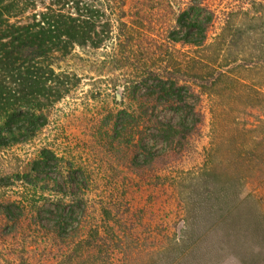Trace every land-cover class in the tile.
<instances>
[{
  "label": "trees",
  "instance_id": "obj_1",
  "mask_svg": "<svg viewBox=\"0 0 264 264\" xmlns=\"http://www.w3.org/2000/svg\"><path fill=\"white\" fill-rule=\"evenodd\" d=\"M111 1L0 0V146L37 134L49 123L46 112L77 89L80 77L59 69L58 60L78 47L101 49L115 41L108 7ZM248 15L238 16L239 23L237 18H229L221 33L209 41L215 13L206 0H190L163 29L157 49L144 51L124 30L117 36V55L126 59L137 81L148 87V96L170 105L179 116L165 122L156 115L151 136L189 142L203 122L201 96L216 102L210 110L211 142L205 149L203 167L189 178L183 194V231L174 242L145 255L147 264H217L223 257L264 263V211L257 197L245 195L250 182L264 181V89H244L239 77L216 65L222 53L233 51L239 40L254 35L252 23L244 27ZM251 42L256 51L252 49V55L262 58L264 41L253 38ZM178 44L188 48L183 60L169 51ZM235 79L238 86L230 92ZM243 104L252 109L261 106L256 125L242 123ZM140 150L143 153H134L132 158L136 168H153L166 156L145 145ZM54 166H60L58 156L45 148L33 171L41 173ZM68 182L81 184L74 175ZM12 184L11 177L0 176V187ZM73 207L58 203L46 209L61 236L78 232L71 221ZM13 208V204L0 205V215L11 218ZM113 208L116 210L115 205L102 206V222L91 226L52 264H116L118 247L129 262L142 257L140 245L125 237L128 232ZM107 241L115 249L105 248ZM2 264L35 263L20 257Z\"/></svg>",
  "mask_w": 264,
  "mask_h": 264
},
{
  "label": "rangeland",
  "instance_id": "obj_2",
  "mask_svg": "<svg viewBox=\"0 0 264 264\" xmlns=\"http://www.w3.org/2000/svg\"><path fill=\"white\" fill-rule=\"evenodd\" d=\"M189 2L112 0L108 7L115 41L101 49L78 47L70 56L57 61L59 69L80 77L77 89L46 112L49 123L37 134L22 142L0 146V176L13 179L11 186L0 187V205H14L11 218L0 215V264L20 257L35 264L61 260L91 226L102 222L105 205H115L116 210L113 209L128 232L125 237L134 239L133 245L139 244L143 252L142 257L129 262L118 247L116 264H147L145 255L181 235L183 194L189 178L203 167L205 149L211 142L210 110L216 102L207 95L201 96L203 122L189 142L151 136L156 115L165 122L176 121L179 116L170 105L148 96V87L137 81L126 59L117 55L115 45L124 30L132 34V42L141 45L144 51L153 50L162 39L163 29ZM206 6L215 13L209 41L221 33L229 18H237L239 23L238 16L250 13L244 18L248 20L244 27L252 23L254 35L239 40L233 51L226 49L216 65L239 77L245 83L244 89H264V56L252 55L251 42L253 38L264 41V0H206ZM175 47L169 51L183 60V51L188 52V48L183 49L182 44ZM237 86L235 79L229 91H235ZM256 105V109L240 105L242 123L251 126L258 123L262 109ZM142 145L166 156L153 168H136L132 158L134 153H143ZM45 148L57 154L60 166L36 173L34 162ZM73 175L81 184L68 182ZM249 194L258 198L264 211V181L250 182L245 190V195ZM58 203L74 206L71 221L79 228L75 234L61 236L49 221L53 215L46 209ZM117 233L123 234L118 228ZM115 247L108 241L105 245L111 250ZM217 264L264 263H243L234 257H223Z\"/></svg>",
  "mask_w": 264,
  "mask_h": 264
}]
</instances>
